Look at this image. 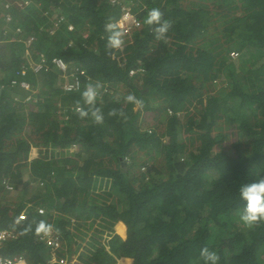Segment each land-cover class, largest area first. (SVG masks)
Wrapping results in <instances>:
<instances>
[{"label":"trees","instance_id":"1","mask_svg":"<svg viewBox=\"0 0 264 264\" xmlns=\"http://www.w3.org/2000/svg\"><path fill=\"white\" fill-rule=\"evenodd\" d=\"M125 5L139 24L113 48L106 25ZM153 8L171 22L166 40L144 24ZM58 9L67 23L52 34ZM11 11L0 23V230L18 236L2 254L204 264L207 247L218 264H264V219L239 220L240 186L264 177V0H31ZM55 57L85 70L80 89H62ZM29 58H46L39 73ZM90 83L102 85V123L77 111ZM48 229L57 250L40 240Z\"/></svg>","mask_w":264,"mask_h":264},{"label":"clouds","instance_id":"2","mask_svg":"<svg viewBox=\"0 0 264 264\" xmlns=\"http://www.w3.org/2000/svg\"><path fill=\"white\" fill-rule=\"evenodd\" d=\"M125 9H129L130 12L132 13L131 8L129 6L125 5L123 7V10L125 11ZM124 11H123V14H124ZM123 14L117 21L118 25L113 24V23H109L108 25H106V31L110 34L108 37L109 45L113 48H119L122 45V34L123 33H121L122 30L120 28L119 23L122 20ZM56 15L57 17L52 19L53 23L47 29L52 34L56 33V30L58 29L60 23L64 21L65 19V17L62 16V12L59 9L56 12ZM59 17H61L63 20H60ZM134 17L136 16L134 15ZM57 18H59V20H56ZM62 23H67V21L62 22ZM144 24L150 27L154 26V33H155V37L157 40H166L167 33L169 32L172 26L170 21H167L163 18V13L158 8H153L147 12V15L144 18ZM118 26L120 28V31L117 30ZM68 28L73 30V25L68 24ZM80 69H83V68H80ZM101 87L102 85L100 83H94V84L90 83L86 86V89L82 92L83 102L84 104L89 106V109L84 110L80 107L77 108V111L79 112L81 118H87L89 114H91L92 118L94 119L96 123L103 122L104 117L101 112V109L96 107L97 101L100 97ZM126 100L129 103H132L137 106L142 104V101L138 100L137 97L134 95H128L126 97ZM65 107L59 104V111L63 112ZM111 114L116 115L115 111ZM121 115L123 114L121 113ZM35 148L32 149L31 159L39 155V149L37 148L38 155H36V152L34 151ZM239 191H240L241 199L245 201L243 208L239 211L240 222L244 226H251L258 220L264 219V177H260L259 179H254L250 182L243 183L240 186ZM41 227H43V225H41ZM52 249L57 250V249H54L53 247ZM201 256L204 258V264H218L219 262V256L214 251H211L207 247L201 250ZM57 260L58 259L55 256L52 258L53 262H56ZM59 262L66 263L67 261L63 260L62 262V260L59 259Z\"/></svg>","mask_w":264,"mask_h":264},{"label":"built area","instance_id":"3","mask_svg":"<svg viewBox=\"0 0 264 264\" xmlns=\"http://www.w3.org/2000/svg\"><path fill=\"white\" fill-rule=\"evenodd\" d=\"M31 0H3L2 5L0 7V23L5 22L9 23L13 19L12 15V5L20 4L22 6H25L28 4ZM139 22L137 21L136 17L130 12L129 9H125L124 14L122 16V20L119 23L121 28V33L126 34L130 33L131 29L134 25H138ZM19 31H22L21 29H18ZM30 41V39L28 40ZM235 53H232L234 56ZM54 62L59 66V68L62 71V89L64 91H76L80 89L81 85V75H84L86 72L83 69H80L79 67H76L74 71L71 73H68V63L63 60V58L55 57L53 58ZM46 58H44L41 62H36L33 59L29 58V66L31 70H33L35 73H39L42 68L43 64L45 62ZM27 68V69H28ZM27 69L25 68L21 72V76L25 75L27 72ZM133 71H131L132 73ZM13 86H19L22 89H30L31 85L28 82V80L24 78H13L11 79V84ZM6 189L8 191H15V187L8 182H5ZM39 213H45L44 207L38 208ZM24 215V214H22ZM21 215V216H22ZM17 233L13 230L9 229H1L0 230V249L5 246L7 241L15 240L17 239ZM40 240L47 243V245L52 246L54 249H57L62 246L61 240L59 239L58 235L53 229H48L44 233L40 235ZM55 260V259H54ZM63 262V260H62ZM64 263V262H63ZM0 264H30V261L25 255V253L22 254H15L13 256H6L3 255L0 251Z\"/></svg>","mask_w":264,"mask_h":264},{"label":"rangeland","instance_id":"4","mask_svg":"<svg viewBox=\"0 0 264 264\" xmlns=\"http://www.w3.org/2000/svg\"><path fill=\"white\" fill-rule=\"evenodd\" d=\"M2 2H3V0H0V7H1V5H2ZM131 4H132V3H131ZM131 4H130V5H131ZM130 5H129V7H130ZM127 6H128V5H127ZM55 15H56V14H54V16H55ZM6 24H7V23H6ZM1 30H2V29H1V27H0V44H2V43L5 41V40H4V37H5V36H4V34L1 33ZM28 40H29V39H28ZM237 56H238L237 53H235L234 56L232 55V57H235V58H236ZM5 73H6V72H4V71H0V75H1V76H3ZM218 85H220V83H219ZM120 91H121V90H120ZM124 91H126V89H124ZM57 114H59V112H57ZM58 117L61 118L60 115H59ZM149 118L151 119L152 116H150ZM75 149H76V147L73 146L71 150L73 151V150H75ZM34 151L36 152V155H38V149L35 148ZM140 154H141V152H140ZM16 190H17V189H15V191H16ZM73 229H74V227H73ZM78 231H80V230H78ZM79 233L82 234L81 231H80ZM73 259L76 261V260H77V255L73 256ZM131 264H132V263H131Z\"/></svg>","mask_w":264,"mask_h":264},{"label":"crops","instance_id":"5","mask_svg":"<svg viewBox=\"0 0 264 264\" xmlns=\"http://www.w3.org/2000/svg\"><path fill=\"white\" fill-rule=\"evenodd\" d=\"M119 225H121L120 223H118L116 226V229H117V231H118V226ZM125 228V227H124ZM119 232V231H118ZM122 236H124V233H125V229H124V233H121V232H119ZM121 260H124V262H125V264H131L132 262H133V260L131 259V258H127V257H123V258H121V259H119V261H118V264H119V262L121 261Z\"/></svg>","mask_w":264,"mask_h":264},{"label":"bare ground","instance_id":"6","mask_svg":"<svg viewBox=\"0 0 264 264\" xmlns=\"http://www.w3.org/2000/svg\"><path fill=\"white\" fill-rule=\"evenodd\" d=\"M17 36V35H16Z\"/></svg>","mask_w":264,"mask_h":264}]
</instances>
